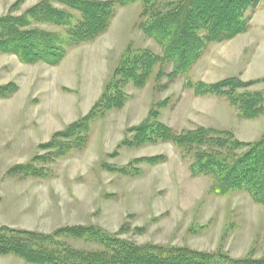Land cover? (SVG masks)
<instances>
[{
  "label": "rangeland",
  "instance_id": "374dc122",
  "mask_svg": "<svg viewBox=\"0 0 264 264\" xmlns=\"http://www.w3.org/2000/svg\"><path fill=\"white\" fill-rule=\"evenodd\" d=\"M41 0H0V17L19 16ZM106 1V0H99ZM177 0H158V4ZM142 5L117 7L107 31L90 43L68 47L56 66L23 64L0 53V86L16 91L0 98V226L51 233L66 226L93 225L137 245L222 251L233 258H264V206L246 193L216 195L212 180L192 176L189 161L170 143L120 145L158 103L159 120L176 131L197 127L228 130L238 141L264 134V114L241 119L220 96L195 95L185 82L213 84L226 78L264 80V0L249 14V28L233 39L210 44L184 76L169 81L168 65L156 66L142 88L126 87L128 100L92 125L79 152L56 160L46 179L7 171L42 154L40 145L84 117L102 95L127 48L160 47L138 28ZM50 29V27H43ZM264 90V82L250 88ZM139 163L134 175L109 167ZM75 247L86 245L74 242ZM0 264H27L9 255Z\"/></svg>",
  "mask_w": 264,
  "mask_h": 264
},
{
  "label": "trees",
  "instance_id": "16d2710c",
  "mask_svg": "<svg viewBox=\"0 0 264 264\" xmlns=\"http://www.w3.org/2000/svg\"><path fill=\"white\" fill-rule=\"evenodd\" d=\"M263 0H177L158 4V0H41L19 16L0 17V53L14 55L23 64L58 65L68 47L90 43L109 28L117 7L136 2L142 5L138 28L157 46L161 54L149 49L131 50L119 60L111 79L92 109L81 119L54 134L40 145L42 154L12 167L8 175L46 179L48 168L72 152L82 151L92 125L110 111L121 109L128 100L126 87L142 88L156 66L168 65L167 74L157 78L169 81L184 76L201 58L210 44L223 43L249 28V14ZM50 27V29L43 28ZM263 81L242 82L226 78L206 84L186 81L195 95H214L226 99L241 119L264 114V90L250 88ZM16 91L14 84L0 86V98ZM162 105L150 109L143 122L131 128L130 137L120 145L143 147L170 143L182 159L189 161L192 176L212 180L216 195L246 193L264 206V134L255 141H238L228 130L197 127L176 131L159 120ZM164 156L134 160L125 167H109L122 175H134L139 163L161 162ZM74 242L86 245L74 246ZM15 256L27 264H264V258H233L228 254L202 252L186 247L137 245L100 227L66 226L51 233L0 226V256Z\"/></svg>",
  "mask_w": 264,
  "mask_h": 264
}]
</instances>
